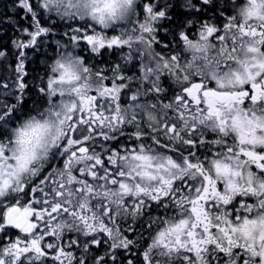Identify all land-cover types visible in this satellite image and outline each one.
<instances>
[{"label":"snow or ice","instance_id":"snow-or-ice-1","mask_svg":"<svg viewBox=\"0 0 264 264\" xmlns=\"http://www.w3.org/2000/svg\"><path fill=\"white\" fill-rule=\"evenodd\" d=\"M0 264H264V0H0Z\"/></svg>","mask_w":264,"mask_h":264}]
</instances>
